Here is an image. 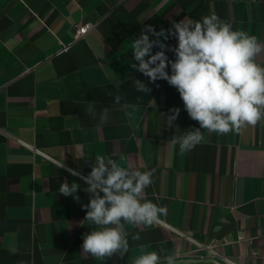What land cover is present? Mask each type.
I'll use <instances>...</instances> for the list:
<instances>
[{"label": "crops", "instance_id": "crops-1", "mask_svg": "<svg viewBox=\"0 0 264 264\" xmlns=\"http://www.w3.org/2000/svg\"><path fill=\"white\" fill-rule=\"evenodd\" d=\"M210 14L264 43V0H0V264H134L145 251L159 263L172 256L264 264V119L227 134L201 129L204 141L181 152L174 140L199 123L175 87L130 66L138 63L132 40L146 25L160 33ZM80 21L94 25L74 40ZM255 62L264 66V51ZM134 79L151 92H137ZM89 101L96 119L86 113ZM173 108L180 113L169 123ZM104 109L109 120L100 124ZM98 157L134 182L135 172L155 169L140 199L167 206L152 226L125 224L122 257L82 250L100 227L85 220L92 193L81 178ZM64 182L79 184V201L59 193Z\"/></svg>", "mask_w": 264, "mask_h": 264}, {"label": "clouds", "instance_id": "clouds-1", "mask_svg": "<svg viewBox=\"0 0 264 264\" xmlns=\"http://www.w3.org/2000/svg\"><path fill=\"white\" fill-rule=\"evenodd\" d=\"M149 32L158 38L150 40ZM161 35L165 40L168 36L174 37L176 46L169 48L159 40ZM153 47L160 50L153 53ZM167 51L174 53V60L169 59ZM261 51L264 43L256 36L234 30L231 23L210 14L200 20L174 22L171 28L161 29L160 33L152 25H146L139 38L132 40L131 52L138 63L130 66L150 83L164 80L177 89L188 116L200 125L174 140L181 152H189L204 141L201 129L227 134L239 132L246 125L255 126L264 119V66L255 62ZM134 86L137 92H151L139 79H134ZM122 99L119 93L114 96L115 103ZM85 110L96 119L94 102L89 101ZM169 111L172 115L167 120L171 123L179 116L180 109ZM108 120L109 112L104 109L99 113V122L105 124ZM97 159V166L81 178L88 185L86 191L92 193L88 204L83 206L88 209L85 220L100 227L84 236L82 250L95 258L117 253L122 257L129 248L125 224L152 226L162 214H167V206L140 199L142 191L153 184L155 169L135 172L134 182L126 168L112 160L108 161L109 168L103 158ZM56 163L71 175L81 176L75 169L67 168L65 162ZM79 187L76 182L70 185L64 182L59 193L79 201V196L74 195ZM133 238L138 239V234ZM159 262L160 256L155 251H145L134 260V264ZM167 264H174L172 256L167 257Z\"/></svg>", "mask_w": 264, "mask_h": 264}, {"label": "built area", "instance_id": "built-area-1", "mask_svg": "<svg viewBox=\"0 0 264 264\" xmlns=\"http://www.w3.org/2000/svg\"><path fill=\"white\" fill-rule=\"evenodd\" d=\"M94 24L90 21H80L77 22L74 27H75V32H74V40L83 38L87 32L92 28Z\"/></svg>", "mask_w": 264, "mask_h": 264}, {"label": "rangeland", "instance_id": "rangeland-1", "mask_svg": "<svg viewBox=\"0 0 264 264\" xmlns=\"http://www.w3.org/2000/svg\"><path fill=\"white\" fill-rule=\"evenodd\" d=\"M159 264H167V261ZM174 264H218V263L217 262L215 263L214 261L208 259L190 258V259H175Z\"/></svg>", "mask_w": 264, "mask_h": 264}]
</instances>
